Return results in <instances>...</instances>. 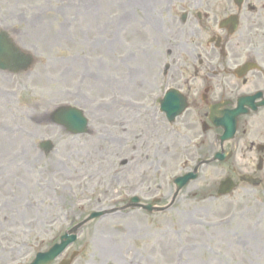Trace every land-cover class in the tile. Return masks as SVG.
Instances as JSON below:
<instances>
[{
  "label": "rangeland",
  "instance_id": "obj_1",
  "mask_svg": "<svg viewBox=\"0 0 264 264\" xmlns=\"http://www.w3.org/2000/svg\"><path fill=\"white\" fill-rule=\"evenodd\" d=\"M173 3L0 0V29L35 59L0 71V264H28L98 210L112 212L80 229L61 256L79 251L72 264H264V178L217 197L225 171L202 166L170 209L115 210L132 194L168 203L173 178L204 153L186 115L170 133L143 98L159 88L149 55L170 42ZM64 104L83 109L92 134L50 121Z\"/></svg>",
  "mask_w": 264,
  "mask_h": 264
},
{
  "label": "flooded vegetation",
  "instance_id": "obj_2",
  "mask_svg": "<svg viewBox=\"0 0 264 264\" xmlns=\"http://www.w3.org/2000/svg\"><path fill=\"white\" fill-rule=\"evenodd\" d=\"M174 6L170 42L149 55L155 86L184 96L186 121L202 137L204 156L227 154L233 160L224 164L226 172L257 177L264 172V0H174ZM162 55L171 62L163 69Z\"/></svg>",
  "mask_w": 264,
  "mask_h": 264
},
{
  "label": "water",
  "instance_id": "obj_3",
  "mask_svg": "<svg viewBox=\"0 0 264 264\" xmlns=\"http://www.w3.org/2000/svg\"><path fill=\"white\" fill-rule=\"evenodd\" d=\"M33 62L34 59L31 54L22 51L6 31L0 30V70H8L15 73L23 72L28 70L32 66ZM176 105L177 103L165 102L162 105V110L166 111L172 119L181 111V109H179ZM52 120L65 126L67 130L72 133L84 132L86 127V119L82 115V112L77 108L70 106L57 107L52 112ZM40 147H42L45 151H48L51 149L52 145L50 141H44L40 143ZM218 158L222 159L221 156ZM204 162L205 161L199 160L193 171L186 172L183 175L174 178L173 182L176 186V190L170 203L166 206L153 207V204L140 205L138 203L139 199L137 197H133L131 199L130 207H142L149 212L163 211L169 208L172 205L178 191H180V189L189 181L194 180L197 177L198 166ZM245 178V176L241 177L242 180H246ZM231 188L232 185L230 181L226 179L221 182L218 194L226 193L230 191ZM108 212L110 211H94L90 213L84 220L72 226L69 230L60 235L58 241L51 245L47 250L37 252L30 264H51L54 259H56L71 243L76 240L77 232L80 227ZM77 254L78 253L76 251L72 252L69 258L62 259L58 264H70Z\"/></svg>",
  "mask_w": 264,
  "mask_h": 264
},
{
  "label": "bare ground",
  "instance_id": "obj_4",
  "mask_svg": "<svg viewBox=\"0 0 264 264\" xmlns=\"http://www.w3.org/2000/svg\"><path fill=\"white\" fill-rule=\"evenodd\" d=\"M124 163L126 164V163H127V161H125ZM116 171L118 172V169H116V170H115V172H116ZM118 174H119V173H118Z\"/></svg>",
  "mask_w": 264,
  "mask_h": 264
}]
</instances>
